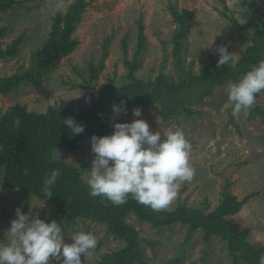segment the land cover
<instances>
[{
	"label": "rangeland",
	"instance_id": "rangeland-1",
	"mask_svg": "<svg viewBox=\"0 0 264 264\" xmlns=\"http://www.w3.org/2000/svg\"><path fill=\"white\" fill-rule=\"evenodd\" d=\"M74 0H14L0 9V47L5 49L23 34L14 56L0 58V77L21 74L33 68L32 52L47 37L52 18L64 13ZM86 6L73 37L79 43L68 55L47 70L37 84L23 83L0 93V114L21 105L27 111L44 112L49 106L79 110L89 105L79 85L88 75V64H96L102 54V41L110 36L104 68L92 91L107 83L126 82L122 62V38L126 36L128 56L136 47L137 22L144 27L146 43L139 54L135 74L151 79L160 69L174 75L170 36L174 23L168 3L193 11L182 58L186 67L198 72L203 61L216 57L217 48L227 43L224 60L234 63L248 43L252 27L238 28L220 13L223 1L232 15L246 20L242 0H84ZM264 12V0H256ZM252 85L264 81V62L247 78ZM238 91L228 81L215 87L210 96L193 106L191 114L180 113L163 119L157 105H140L112 115L108 139L87 141L77 149L58 148L53 157L66 161L82 172L92 188H107L121 179L133 164H143L131 175L134 181L160 184L176 166L178 172L165 192L168 206L179 201L212 210L221 198L224 184L243 199L241 208L230 215L238 228H249L247 240L264 244V119L253 115L246 99L236 101ZM264 106V92L255 97ZM234 105V106H232ZM232 106V107H231ZM51 204L21 189H8L0 174V264H95L105 252L120 249L124 242L105 230V225L88 219L56 225L44 251L31 243L27 232L38 230ZM126 221L143 238L142 258L137 264H167L178 254L181 264H243L234 261L219 236L204 241L199 229L188 234L186 224L159 228L129 214Z\"/></svg>",
	"mask_w": 264,
	"mask_h": 264
},
{
	"label": "trees",
	"instance_id": "trees-1",
	"mask_svg": "<svg viewBox=\"0 0 264 264\" xmlns=\"http://www.w3.org/2000/svg\"><path fill=\"white\" fill-rule=\"evenodd\" d=\"M14 0H0V9L12 7ZM246 20L239 23L227 12L223 1L220 13L238 28L252 27L248 43L234 63L225 61L227 43L217 48L216 57L203 61L198 72L186 67L182 58L184 42L189 33L193 11L168 3L167 10L174 23L170 36L172 69L174 75L160 70L166 63L162 60L158 73L151 79L135 74L139 67V54L146 43L143 24L137 22L136 47L128 56L122 38V62L127 69V81L116 85L107 83L99 92L92 91L99 73L104 68L108 40L103 39L102 54L94 65L88 64V75L79 88L89 100L86 108L74 110L49 106L44 112L27 111L25 106L15 105L0 114V174L8 189L18 188L26 195L47 201L52 208L42 226L27 232L31 243L44 251L56 225L76 223L88 219L105 225L107 233L124 242L120 249L105 252L95 264H137L142 258L143 238L126 218L133 214L138 220L159 228L174 223L186 224L188 234L196 229L203 232L204 241L219 236L227 246L233 260L243 264H264V244L247 240L249 228L238 229L230 215L236 213L250 196L237 199L228 191V184L221 190L217 205L207 212L202 207L179 201L173 208L168 206L165 192L174 180L178 169L174 166L160 184L134 181L131 175L143 164L128 167L123 177L107 188L92 189L82 177V172L66 161L53 157L58 148L77 149L87 141H105L114 121L112 113L117 109L129 110L140 105H157L163 119L180 113L191 114L193 107L210 96L215 87L230 81L238 91L235 99H246L253 115L264 119V106L255 97L264 92V81L252 85L246 78L264 62V12L256 0H242ZM86 6L84 0H74L62 13L57 11L51 21L47 37L32 52L35 65L21 74L0 77V93H7L23 83L37 84L61 58L71 53L79 41L73 32L81 20ZM4 29L0 28V36ZM23 34L5 49L0 47V58L14 56ZM234 106V105H232ZM231 106V107H232ZM1 235V232H0ZM178 254L167 264H181Z\"/></svg>",
	"mask_w": 264,
	"mask_h": 264
}]
</instances>
